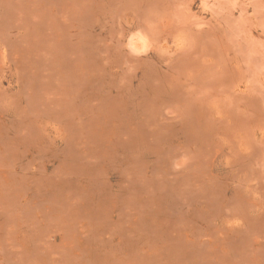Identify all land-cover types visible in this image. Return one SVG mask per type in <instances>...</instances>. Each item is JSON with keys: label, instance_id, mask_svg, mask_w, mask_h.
<instances>
[{"label": "rangeland", "instance_id": "1", "mask_svg": "<svg viewBox=\"0 0 264 264\" xmlns=\"http://www.w3.org/2000/svg\"><path fill=\"white\" fill-rule=\"evenodd\" d=\"M0 264H264V0H0Z\"/></svg>", "mask_w": 264, "mask_h": 264}]
</instances>
